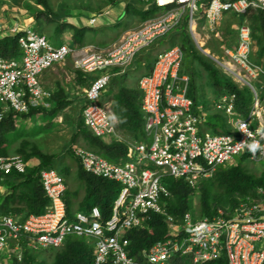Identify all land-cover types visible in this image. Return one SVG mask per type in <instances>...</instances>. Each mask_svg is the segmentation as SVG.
Returning a JSON list of instances; mask_svg holds the SVG:
<instances>
[{"label":"built area","instance_id":"1","mask_svg":"<svg viewBox=\"0 0 264 264\" xmlns=\"http://www.w3.org/2000/svg\"><path fill=\"white\" fill-rule=\"evenodd\" d=\"M143 1L156 6L154 16L109 48L56 47L33 26L14 22L8 33L18 37L22 56L7 59L0 54V124L11 113L27 115L39 107L49 108L52 95L43 86V75L74 58L76 69L92 78L84 91L85 127L103 140L119 138L111 105L103 103L112 79L126 74L139 54L185 21L198 50L241 89L252 92L253 107L241 115L235 94L213 100L210 107L196 105L190 97L192 79L184 49L179 45L166 48L155 57L151 74L139 81L144 139L119 140L129 147L127 159L113 162L79 145L72 147L85 172L120 185L111 217L103 221L98 207L69 216L66 179L56 169L43 170L40 182L50 205L45 213L27 217L0 209V253L14 251L22 260L23 246L58 249L68 238L78 237L93 242L95 264H169L178 255L191 258L193 264H217L223 258L228 264H264V188L230 212L219 210L217 215L199 220L189 212L178 219L166 209L172 193L165 182L183 180L195 190L220 169L237 165L236 157L264 162V106L253 84L264 77V64L255 60L254 31L247 17L254 12L264 16V0H208L204 16L200 4L205 0ZM234 15L245 17L236 27L238 46H225L222 55H216L207 47V39H221L219 25ZM108 19L111 11L93 16L90 25ZM214 112L226 118L231 133L208 130V118ZM35 163L22 155L0 156V199L10 193L5 178L12 173L26 174ZM152 215L164 217L169 236L137 259L131 256L127 235L147 227Z\"/></svg>","mask_w":264,"mask_h":264},{"label":"trees","instance_id":"2","mask_svg":"<svg viewBox=\"0 0 264 264\" xmlns=\"http://www.w3.org/2000/svg\"><path fill=\"white\" fill-rule=\"evenodd\" d=\"M141 1L144 2L143 0ZM132 2L126 4L128 14H130L133 9L132 13L138 17L140 22L150 19L157 11L154 4H150V9L148 11H142L139 7L132 5ZM36 3L44 9L43 13L36 14L37 22L40 20L41 16L44 15L52 19L55 17V13L50 7L49 0H36ZM207 8L208 0H205L200 4L202 16L206 13ZM237 17L239 16H232V18ZM240 17L241 21L245 20L244 16ZM247 17H250L249 20L254 31L253 39L255 43L257 42L256 46H258L260 55H262L264 60V16L261 12H254L247 15ZM39 27L40 26L37 24L36 28ZM74 27L75 38L72 47L77 49L85 47L87 33L92 31V28ZM1 34L2 32L0 31V54L7 59H19L22 56V50L19 45L18 37L10 34ZM161 41L169 44L170 47L179 45L184 49L186 53V67L189 69L188 73L192 79L190 97L195 101L196 105L200 104L202 95L199 93L196 86L195 73L194 70H192L194 64H198L209 74L213 86L217 91V98L226 94H235L238 102L237 111L243 116L248 113L252 92L248 88L241 89L232 79L224 77L215 64L202 55L191 37L186 21ZM163 42H161V45ZM155 48L156 47H154V49ZM151 51H143V53H145L144 57H151ZM152 58L153 59L147 63L148 66H145L148 71H146L143 76L151 74L156 63V58ZM255 60L258 61L256 58ZM126 75L127 74L115 76L110 83V85H112V83L115 85V88L110 92L113 95L111 101L112 117L117 119L119 130L123 131L134 140L142 141L144 139L145 123V114L142 110V93L139 88L135 89L126 86ZM81 76L86 77L84 74H81ZM87 78L90 84L92 78L88 76ZM50 101L52 104L51 110L39 107L33 109L27 115L16 113L9 114L8 118L0 124V155L11 156L7 148L6 137L14 130V123L18 116H29L35 113L47 114L49 112L48 115L54 117L71 103L70 98L63 89H59L54 96H51ZM78 121L79 125L84 126L82 115L79 117ZM207 128L215 134L231 133L227 120L221 113L214 112L209 116ZM80 136L85 140L87 147L84 148L94 151L107 158L109 161L119 162L127 159L129 147L126 143L119 140H113L108 143L102 138L92 134V132H88L84 128L81 129L80 126L76 128V133L70 145L63 153V156L45 153L34 144L25 141L18 148L16 155H22L27 161L36 159V163L28 167L26 174L12 173L5 178L4 185L10 193L1 198V212L23 217H27L31 214L40 215L45 213L47 207L50 205V200L46 196L40 182V173L43 170L56 169L65 177L68 186L65 201L69 216L80 211L89 213L93 208L98 207L102 213L103 221L108 220L112 215L115 201L119 197L121 191L120 185L114 181L97 177L84 171L80 160L75 156L72 150V147L77 144ZM67 155H71L78 161V179L85 188V197L83 199L78 197L79 192L72 189L68 181L69 179L66 178L72 172L68 168H62L60 166L62 160ZM165 182L172 193V198L166 201L167 211L178 219H182L186 213H192L190 195L195 190L183 180L167 179ZM198 188L200 191L201 206L199 209L200 215L198 218L195 217L197 220L205 217H213L218 214L219 210L230 212L240 204L241 200L248 197H257L258 189L264 188V175L262 177H257L249 173L243 165L237 164L230 168L220 169L213 179L202 182ZM17 203H20L21 206L16 205ZM127 236L131 242L129 247L131 256L140 259L144 250H150L155 244L167 240L169 236V225L164 217L152 215V219L147 227L134 229L130 231ZM23 247L26 264H35L34 257L29 254V251L31 252L33 250H29L25 246ZM94 262V246L87 244L84 238L70 237L65 244L55 252L52 264H95ZM169 264L193 263L191 258L178 255L175 256ZM217 264L228 263L227 260L223 258Z\"/></svg>","mask_w":264,"mask_h":264},{"label":"rangeland","instance_id":"3","mask_svg":"<svg viewBox=\"0 0 264 264\" xmlns=\"http://www.w3.org/2000/svg\"><path fill=\"white\" fill-rule=\"evenodd\" d=\"M49 2L52 11L55 13V17L52 19L44 15L37 22L36 14L43 13L44 9L37 5L36 0H0V31H8L9 24H12L15 18H19L20 22L24 25H28L29 23L32 25L38 24L40 26L38 28L40 32L44 33L52 41L54 46L58 47L64 43L72 47L75 38L74 26L79 28L87 27L92 28V31L87 33L86 48L90 46L109 48L115 43H118L127 32L135 30L142 23L132 13L133 9L128 14L126 4L132 2V5L139 7L142 11H148L150 9V5L141 0H49ZM106 11H111L110 21H100L97 25H90V19L93 16H99ZM241 22L240 16L237 18H226L219 25L218 29L221 39H218L216 36H211L210 39H207V47L216 55H222L225 46L237 48L238 33L236 32V27ZM36 25H34V28H36ZM161 42L163 41L160 40L151 48L147 49L149 51L153 50L151 51V57H144L145 53L143 52L136 57L126 73L125 84L127 87L138 89L140 79L148 71L145 67L148 66L147 63L153 59L152 57H157L160 52L170 47L165 42L161 45ZM256 45L257 42L255 43L254 49L255 58L264 64L263 57L260 55L259 48ZM154 47L156 48L154 49ZM206 58L215 64L210 58ZM215 66L224 77L232 79L224 70L216 64ZM192 70L195 73L196 86L202 95L200 104L210 107L211 102L217 98V91L213 86L212 80L209 74L198 64H194ZM187 71H189L188 68ZM81 74L83 73L79 72L74 65V58H70L43 76V86L52 96L59 89H63L70 98L71 103L54 117L48 115L49 112L47 114L35 113L29 116H18L14 123V130L6 137L9 155H16L21 144L29 141L45 153L63 156L78 126L90 132L84 124V126L79 125L78 121L82 115V109L85 106L84 91L89 85L87 76L82 77ZM253 84L260 93L264 106V77H261ZM113 88H115V85L112 83L104 94L103 103L111 105L113 95L110 92ZM252 107L253 98L250 101V108ZM51 109L52 104L50 103L48 110ZM119 136V138L115 139L106 138L104 141L110 143L113 140H121V138L126 140L132 139L121 130H119ZM77 144L87 147L82 136L79 137ZM33 161L36 162V159ZM234 162L243 165L249 173L257 177L264 175V162L254 163L249 159L241 157H236ZM60 166L62 168H68L72 172L69 171L71 174L66 178L69 179L68 181L72 189L79 192L78 197L83 199L85 197V188L78 179V161L71 155H67L62 160ZM200 199V191L198 188L190 195L192 213L197 218L200 215ZM1 202L2 199H0ZM16 205L21 206L20 203ZM86 242L87 244L93 245L92 241L86 240ZM57 250L59 248L33 250L31 252L29 251V254L34 257L35 264H52ZM0 264H26L25 254L22 253V260H20L14 251L6 250L0 253Z\"/></svg>","mask_w":264,"mask_h":264},{"label":"clouds","instance_id":"4","mask_svg":"<svg viewBox=\"0 0 264 264\" xmlns=\"http://www.w3.org/2000/svg\"><path fill=\"white\" fill-rule=\"evenodd\" d=\"M18 20L20 21L19 18H15L14 21H13V23H14V22H17ZM30 20H31V19H30ZM23 25H24V24H23ZM34 25H36V24H34ZM34 25H32V24L29 23L28 25H24V26H33V27H34ZM11 27H12V26H11ZM9 28H10V27H9ZM9 28H8V29H9ZM35 29H36L37 31L40 32V30H39L38 28H35ZM4 30H5V29H4ZM8 31H9V30H8ZM8 31H6V32L1 31V32H2L1 35H7V34H9ZM40 33H42V32H40ZM43 34H44V33H43ZM44 35H45V34H44ZM45 36H46V35H45ZM47 38H48V37H47ZM48 39H49V38H48ZM49 40H50V39H49ZM50 41H51V40H50ZM51 42H52V41H51ZM63 44H64V43H63ZM61 45H62V44H61ZM84 75H85V74H84ZM86 76H87V75H86ZM88 77H89V76H88ZM111 114H112V111H111ZM112 118H113V117H112ZM114 119H115V118H114ZM116 120H117V119H116ZM75 145H78V144H75ZM79 146H80V145H79ZM81 147H83V146H81ZM83 148H84V147H83ZM64 178H65V177H64Z\"/></svg>","mask_w":264,"mask_h":264},{"label":"crops","instance_id":"5","mask_svg":"<svg viewBox=\"0 0 264 264\" xmlns=\"http://www.w3.org/2000/svg\"><path fill=\"white\" fill-rule=\"evenodd\" d=\"M106 21H110V20L108 19V20H106ZM0 23H1V22H0ZM107 23H109V22H107ZM12 25H13V22H12V24H9V27H11ZM62 44H63V43H62ZM49 71H50V70H49ZM46 73H47V72H46ZM46 73H45V74H46ZM45 74H44V75H45ZM44 75H43V76H44Z\"/></svg>","mask_w":264,"mask_h":264}]
</instances>
